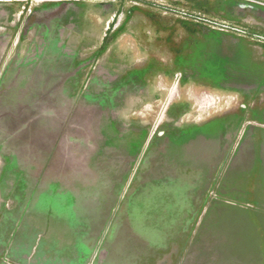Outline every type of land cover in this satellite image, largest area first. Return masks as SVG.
I'll return each instance as SVG.
<instances>
[{
    "label": "rangeland",
    "instance_id": "1",
    "mask_svg": "<svg viewBox=\"0 0 264 264\" xmlns=\"http://www.w3.org/2000/svg\"><path fill=\"white\" fill-rule=\"evenodd\" d=\"M0 264H264V0H0Z\"/></svg>",
    "mask_w": 264,
    "mask_h": 264
}]
</instances>
